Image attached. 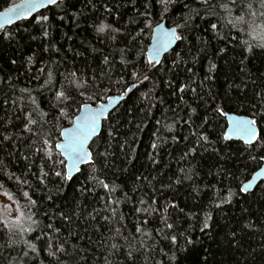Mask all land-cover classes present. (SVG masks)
<instances>
[{
	"label": "trees",
	"instance_id": "1",
	"mask_svg": "<svg viewBox=\"0 0 264 264\" xmlns=\"http://www.w3.org/2000/svg\"><path fill=\"white\" fill-rule=\"evenodd\" d=\"M18 1L0 0V12ZM145 2L64 0L62 4L48 6L0 31V132L10 136L9 141L0 144V192H8L23 206L27 198L23 191H28L37 201L31 211L39 224V227L33 226L34 232L24 234L25 240L36 245V253L26 249L23 243L7 246L8 235L0 226V264H205V261L207 264H264V216H261L264 182L253 192L239 191L261 166L263 161L259 157L264 156V148L256 142L253 146L240 140L216 142L221 126L227 124L225 118L214 121L213 128L208 130L212 145H196V136L190 135L193 131L197 135L200 132L209 89L214 95L223 96L227 92L233 97L226 110L248 115L234 102L238 91L234 85L241 84L243 79L247 84L243 95L249 99L255 91H260L264 78L255 85L249 79L264 74V55L250 56V62L244 61L245 71L241 72L243 56L238 43L243 40L264 43L261 40L264 17L249 20L248 34L223 28L217 36L207 22L217 23L215 18L207 16L203 10L199 14L190 11L201 9L196 0H175L163 17L159 15L162 6L153 0L154 6L148 9L152 29H145L141 34L140 29L148 22L140 15L145 12ZM186 3L188 8L184 7ZM238 14L233 9V15ZM42 15L48 16V21L37 23ZM186 15L191 17L187 23ZM162 20L175 26L184 39L148 72L146 52L153 26ZM101 22L111 24L120 32L112 33L109 29L98 32L96 26ZM44 30L48 31L46 37L42 35ZM33 36L36 39H31ZM132 36L137 37L136 47L129 52L127 49L133 47ZM221 48L225 51L221 52ZM210 63H215L218 71L212 73L213 79L202 85ZM71 71H76L80 79L88 80V84L79 89L84 92L83 96L67 86L66 76ZM133 71L138 74L135 79L131 76ZM49 72L53 80L45 85ZM144 75L149 79L144 80ZM62 83L73 102L67 109L68 116L60 117L53 128V117L59 116L58 107L68 103H58L55 99V92L60 90ZM133 84L136 87L132 88ZM182 85L185 86L183 91L180 90ZM127 92L120 106L104 120L102 132L90 145L96 163L84 165L71 181L52 175L43 151H36L42 141L23 129L25 114L36 108L32 117L40 120V110L48 113L43 117L48 123L41 120L32 126L33 132H41L42 136L50 132L52 138L59 141V132L72 123L83 104H96L113 94ZM30 97L35 98L36 105L31 103ZM192 108L197 109L196 113L191 114ZM190 118L193 123H186ZM259 130L264 137V122L260 123ZM153 142L156 148L152 147ZM191 147H196V151L182 159L183 153ZM213 148L221 151L215 153ZM105 150L109 153L106 163L104 157H97V152ZM25 156L28 159H24ZM41 164H44V171L49 172L45 184L37 180ZM59 170V166L54 169ZM5 173L15 174L28 184L9 180ZM186 175H191V179H183ZM89 177L114 185L115 191L109 193L98 180ZM178 178L181 183L175 182ZM229 189L234 195L230 202L221 203L228 198ZM48 196L52 199H47ZM172 204L178 207L171 208ZM137 208H147L151 215L137 212ZM243 208L250 209L251 215L242 217ZM112 209L116 210V218H112ZM61 212L69 219L61 217ZM205 213L212 216L211 227L202 233ZM161 214L170 216L168 223H175V231L184 234L178 237L177 245L154 231L163 227L158 220ZM145 219L149 223L143 226L142 233H136L135 228ZM242 220H250L251 227L240 233ZM49 224L52 229L47 227ZM117 228L119 235L115 234ZM229 229H236L242 236L241 248L229 247L224 235ZM165 231L173 234L172 230ZM185 237L192 243H186ZM61 244L65 251L56 253L58 259L48 255ZM24 250L29 253L27 257L23 256Z\"/></svg>",
	"mask_w": 264,
	"mask_h": 264
},
{
	"label": "snow or ice",
	"instance_id": "2",
	"mask_svg": "<svg viewBox=\"0 0 264 264\" xmlns=\"http://www.w3.org/2000/svg\"><path fill=\"white\" fill-rule=\"evenodd\" d=\"M155 4H159L162 6V12L159 13L161 17L164 16V14L169 13V5L174 4L175 0H154ZM201 5V9H190L192 12H196L199 14V11L203 10L207 16H212L217 20V23L211 22V20H207V22L210 25V28L213 30L214 33H216L217 36H220V29L223 28H229V29H235L237 34L239 33H245L248 34L249 30L251 28V25L249 24V20L253 17L260 16L264 17V0H196ZM64 3V0H21V3L19 5H13L8 9H5V12L3 14H0V16L4 17L2 21H0V29L3 28L4 23H11L13 16L20 18L23 15V18L27 19L28 16L31 15V13L38 7H47V6H57L59 4ZM88 3H92V0H88ZM133 4H135V0H133ZM145 8L144 13H140L145 18V21H148L149 11L148 9L152 8L154 6L153 0H146L145 4L143 5ZM95 7V5H93ZM185 8H188V4L186 3L184 5ZM105 8L107 11L111 12V9L107 8V5H105ZM233 9H235L236 12H238V15H233ZM217 10H220L224 15H220ZM201 19H206V17H200ZM49 17L46 15L39 16L37 18V23H43L48 21ZM185 22L187 23L191 17L185 16L184 17ZM219 24V28H218ZM177 27H182L181 25H177ZM106 29L111 30L112 33H119L120 29L113 28L111 24H105L101 22L99 25L96 26V30L98 32H105ZM145 29H152V24L150 21L145 23L144 28L140 29V33L143 34ZM27 31V29H25ZM163 26L159 22L156 23V29L155 32L152 33L153 39L155 40V43L148 46V53L145 57L147 68L146 71L151 72L153 69L156 68V65L161 63L160 60V52L162 47H166L168 43H171L173 40H182L184 37L177 34L176 28H171L167 30L166 39L161 40L158 35H156L157 32H162ZM254 31V29H253ZM7 35V33H6ZM43 36H48V31L44 30L42 33ZM231 35V33H229ZM115 39V36L112 37ZM223 39L227 40L228 37H222ZM31 39H36V37H31ZM234 39V38H233ZM131 40L133 42V47L127 49V51H132L136 47V36H132ZM261 40H264V36H261ZM238 46L241 47V55L243 56V59L240 61V70L241 72L245 71V64L244 61L250 62V56L255 55H264V43H250L247 40L239 41ZM259 48L260 52H256V49ZM124 51V50H122ZM142 51V49H141ZM221 52H224L225 49L221 48ZM245 53H248L249 55H245ZM31 59V58H29ZM105 63L108 62V58H104ZM15 61H13L14 63ZM124 63H131L130 61H124ZM175 63V61L173 62ZM43 71V69H41ZM189 72L192 71L191 68L188 69ZM218 71L217 65L215 63H210L208 72L205 74L203 81H201V84H204V81H208L213 79L212 73ZM137 72L133 71L131 73V76L135 79L137 78ZM264 78V74H262V77L257 79H249V82L251 84H257L258 80ZM93 81V86H95V80L96 77L93 75L91 77ZM144 80H148L149 76L144 75ZM53 80V75L51 72L48 73V79L45 80V85H50ZM67 86L69 89L75 88L76 91L80 96L84 95L83 91H79L80 88L85 87L88 84V80L80 79L77 76L76 71H71L66 76ZM166 83H171V81H166ZM243 85V87L241 86ZM43 87V85H42ZM132 88L136 87L135 84L131 86ZM232 87V85H230ZM234 87L238 90L235 96L234 102L239 105L240 108H243L244 111L248 112V115L241 116V115H235L232 114L231 110H226V106L233 102V97L229 96L227 92L224 93L223 96L220 94H213L211 90L209 89L206 93L207 100H204V108H205V114L203 115L201 119V123L199 125L200 132L197 135L195 131L190 133V135L196 136L195 144L199 146H203L204 144L212 145L214 142L210 139V133L209 129L213 128V122H218L220 118H225L227 121L226 125L221 126V131L219 135H217L216 142L221 141H232L235 138L244 140L246 144L249 146H253L254 142L259 144L262 148H264V137H261L260 131H259V125L261 122H264V87L261 88L260 91H255L253 94V97L251 99L247 98L243 95L244 89L247 87V84L244 83V80L242 79L241 84L234 85ZM185 86H180V90L183 91ZM130 90V89H129ZM22 91H28L27 89H22ZM195 91V89H193ZM144 95V94H142ZM55 99L59 103L61 101H67L68 103L63 107H58L59 116H54L52 121L53 128L55 127V122L60 117H67L68 111L67 109L71 107V104L73 102L72 96L69 95L68 91L64 90V84L62 83L60 86V90H57L55 92ZM109 100L113 99L112 97H108ZM203 100V97H201ZM31 103L33 105H36L35 98L30 97ZM84 109V112L81 115H78L75 117L73 126L70 128H63L59 132V136L62 137V140H55L52 138L51 133H47L46 135L42 136L41 132H33V125H37L43 120V117L47 116L48 113L43 112V110H40L38 115L40 116V120L33 119L32 114L36 112V108H32L28 113L25 114L24 120L26 122L23 123V129L28 132L32 133L33 137L39 138L42 141V146L40 148H37L36 151L40 152L43 151L44 156L47 158V161L50 162L49 164V170L52 172V175H54L57 178H60L61 180H67L71 181L73 179V175L71 173V169H75L76 172L81 171V169L77 166L79 163H86L89 165H94L96 163V159L93 158L92 151H90V146L88 148L85 147V144L89 140L90 137L93 135H99L97 132V126L98 121L100 120L101 116L103 115L105 119H108V115L104 113V106L101 105L99 109L93 111L91 109V106L88 104H83L81 106ZM197 109L192 108L191 114L196 113ZM190 114V115H191ZM44 124H47L48 121L43 120ZM159 123V121L157 122ZM186 123H193L191 118ZM139 127V126H138ZM41 131H43V125H41ZM109 136L112 135L111 131L108 133ZM173 139H177V137H174ZM185 140L188 139V137H184ZM10 136L5 135L3 132H0V144H2L4 141H9ZM32 143L35 144L36 140L33 139ZM127 143V141H125ZM50 145V147H48ZM227 147V145H224ZM110 147V145H109ZM124 145H121V148H123ZM152 147L156 148L157 145L155 142L152 143ZM207 150V149H205ZM196 147L189 148L186 152L183 153V156L181 157L186 158L189 153L195 152ZM213 152L219 153L221 149L219 148H213ZM109 155L107 150L104 152H97V157H104L105 163L106 158ZM252 159H256V157H251ZM24 159H28L27 156L24 157ZM223 159V157H221ZM260 160L264 161V156L259 157ZM66 162H70L66 163ZM59 166V171H54V169ZM94 171L96 169H93ZM180 171L183 173L184 169H180ZM191 171V170H189ZM261 173H264V169H261V172L256 173V175H260ZM7 175L9 180L15 179L17 181H20L23 184H28L27 180L21 181L20 177H16L15 174H8ZM33 175H36L33 173ZM49 172L44 171V164L40 165V174L37 176V180L41 184H45V180L48 177ZM92 180H98L97 177H89ZM183 179H191V175H186L183 177ZM176 183H181V179H177L175 181ZM98 183L104 188L108 189L109 193L115 191V186L110 185L109 183L104 182V180H98ZM251 185V181H248L247 184H244L240 187L239 191L241 193H249V186ZM0 186H2V182H0ZM264 191V190H262ZM4 196H7L9 200H11V196L8 192L3 193ZM234 193L229 189L228 192V198L222 199L221 203H228L230 202L232 196ZM23 196L28 198V202L23 207L28 208V212L25 213L22 209L16 208L14 205H4L3 210H0V226H2L8 235V241L7 246H11L14 244H20L23 243L26 247V249H30L33 253L37 252V247L34 243L31 241L24 239V234L27 232H34L35 229L33 226L39 227V224L36 220L33 219V216L35 215L34 212L31 211V206H35L37 204V201L32 199L29 195L28 191H23ZM47 199H52L51 196H48ZM119 201H117L118 203ZM18 203V202H17ZM141 204L144 203V201H140ZM107 207V205L105 206ZM171 208H177L178 205L172 204L170 205ZM216 207L219 208L220 204H216ZM137 212H145L148 213V215H151L149 210L147 208H137ZM155 212H159V209H153ZM168 208L165 207L164 212L167 213ZM180 212H183L184 209H179ZM112 212V218L117 217V213L115 209L111 210ZM19 213V214H17ZM251 215V211L248 208L241 209V216L242 217H248ZM60 216L63 217L65 220H68L69 217L61 212ZM261 216H264V209H261ZM105 220H108V217H102ZM171 217L166 214H161L158 217L159 222L163 225L161 228H157L154 231L157 233H160L163 235V238L166 240H169L173 245L178 244V237L184 236L183 233L176 232V225L175 223H168V220ZM212 220L211 214L205 213L204 214V220H203V227L201 228V232L203 233L205 230L209 229L211 225L209 224V221ZM27 223L28 226L25 227L24 224ZM149 221L147 219L143 220L141 226H137L135 228L136 233H142L143 226L147 225ZM49 229H52V225H47ZM251 227V221L250 220H242L239 222V232L242 233L245 231L246 228ZM165 230H172L173 234L168 235ZM56 232H59V229H55ZM43 234V233H42ZM115 234H120V229L117 228L115 230ZM150 235V233H149ZM225 238L228 242L229 247H235L237 249L242 247V236L238 235V231L236 229H229L227 232L224 233ZM13 237H19V239H14ZM136 237H133L135 239ZM39 239V237H37ZM186 243H192L191 239L188 237H185ZM49 247H52L51 241H49ZM113 248L116 247V245H112ZM46 250V249H44ZM65 249L63 245H59L55 251H51L48 253L49 256H52L56 259L58 257L56 256L57 252H64ZM163 251V249H161ZM28 251H23V256H28ZM129 256L132 255L131 252L128 253ZM167 255V253H165ZM205 264H207V261H205Z\"/></svg>",
	"mask_w": 264,
	"mask_h": 264
},
{
	"label": "water",
	"instance_id": "3",
	"mask_svg": "<svg viewBox=\"0 0 264 264\" xmlns=\"http://www.w3.org/2000/svg\"><path fill=\"white\" fill-rule=\"evenodd\" d=\"M20 3H21V0L18 1L17 3H15V4H13V5H19ZM13 5H11V6H13ZM11 6L7 7L6 9L10 8ZM47 7H48V6H47ZM47 7H38V8H36V9L31 13V15L28 16L27 18H30V17H32V16L38 14L40 11H42L43 9H45V8H47ZM4 12H5V9L2 10V11L0 12V14H3ZM3 19H4V17L0 16V21H2ZM23 19H25V18H23V15H22L20 18H17V17H15V16H13V18H12V22H11V23H4L3 28L0 29V31H2V30H4V29L8 28L9 26H11V25L15 24L16 22H18V21H20V20H23ZM159 23L162 24V26H163V31H162V32H157L156 35H158V36L160 37V39L163 41V40L166 39V35H165V34L167 33V30H168V29H171V28H176V27H175V26H170V25H168V23H167L166 20H162V21L159 22ZM155 29H156V25L153 27V31H152V33L155 32ZM176 31H177V34H178V30H177V28H176ZM179 41H180V40H173L171 43H168V44L166 45V47H162V48H161V52H160V57H159L160 60H162V59L165 57V55H167L168 53H170V52H171V51L177 46V44H178ZM153 43H155V40L153 39V35H152L151 42H150L149 45H151V44H153ZM147 53H148V49H147L146 55H147ZM127 95H128V92H127V93H124V94H113V95L109 96V97H112V98H113V99H111V100H109V99L107 98L106 100H104V101H100V102H98V103H96V104H93V103H85V104L90 105V106H91V109H92L93 111L99 109V107H100L101 105H103V106H104V113L107 114V115L109 116L113 111H115V110L120 106V104L123 102V100L126 98ZM83 112H84V109L81 107L79 113H78L76 116L81 115ZM232 114H235V115H241V116H246V115H244V114H239V113H236V112H232ZM76 116H75V117H76ZM74 120H75V118L73 119L72 123H71L70 125H68L67 127H65V128H70V127H72V126H73V123H74ZM104 120H105V118H104V116L102 115L101 118H100V120L98 121V126H97V132H98L99 134L102 132L103 124H104ZM259 131H260V130H259ZM97 136H98V135H93L92 137H90L89 140L87 141V143L85 144V147L88 148V147L91 145L92 141H93ZM62 139H63V138L61 137V140H62ZM233 140H240V141L244 142V140H241V139H238V138H235V139H233ZM244 143H245V142H244ZM89 150H90V149H89ZM66 163H69V164H70V162H66ZM84 165H86V163H79L77 166L81 169ZM261 169H264V161L262 162L261 166H260V167H259V168H258V169H257V170H256L251 176H250V178L247 179V180L242 184V186H243L244 184H247L248 181H251V185L249 186V189H250V190H249V193H250V192H253V191H254V190H255V189H256L261 183L264 182V173H261L260 175H256V173L261 172ZM71 173H72V175H73V177H74L78 172H76L75 169H71Z\"/></svg>",
	"mask_w": 264,
	"mask_h": 264
},
{
	"label": "rangeland",
	"instance_id": "4",
	"mask_svg": "<svg viewBox=\"0 0 264 264\" xmlns=\"http://www.w3.org/2000/svg\"><path fill=\"white\" fill-rule=\"evenodd\" d=\"M3 193H5V192L4 191L0 192V210H3L4 205H14L16 208L22 209L25 213H26V211L28 212V208L23 207L24 205L27 204L28 198H24V200H23L24 205L22 206L11 194H10L11 200H9V198L7 196H4ZM17 214H19V213H17ZM24 226L27 227L28 224L25 223Z\"/></svg>",
	"mask_w": 264,
	"mask_h": 264
},
{
	"label": "bare ground",
	"instance_id": "5",
	"mask_svg": "<svg viewBox=\"0 0 264 264\" xmlns=\"http://www.w3.org/2000/svg\"><path fill=\"white\" fill-rule=\"evenodd\" d=\"M154 27V26H153ZM104 101V100H103ZM252 175V174H251Z\"/></svg>",
	"mask_w": 264,
	"mask_h": 264
}]
</instances>
